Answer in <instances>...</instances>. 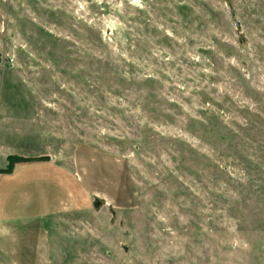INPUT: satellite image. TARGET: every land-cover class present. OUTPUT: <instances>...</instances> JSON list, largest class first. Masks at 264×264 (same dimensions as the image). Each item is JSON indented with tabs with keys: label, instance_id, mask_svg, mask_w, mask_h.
Masks as SVG:
<instances>
[{
	"label": "rangeland",
	"instance_id": "obj_1",
	"mask_svg": "<svg viewBox=\"0 0 264 264\" xmlns=\"http://www.w3.org/2000/svg\"><path fill=\"white\" fill-rule=\"evenodd\" d=\"M11 156L93 192L30 264H264V0H0Z\"/></svg>",
	"mask_w": 264,
	"mask_h": 264
},
{
	"label": "crops",
	"instance_id": "obj_2",
	"mask_svg": "<svg viewBox=\"0 0 264 264\" xmlns=\"http://www.w3.org/2000/svg\"><path fill=\"white\" fill-rule=\"evenodd\" d=\"M76 156L79 155L76 153ZM5 194L17 198L19 204H8L10 200ZM92 195L81 175L65 163L51 158L15 162L10 171L0 173V248L4 251L13 246L5 252L17 256L14 260L21 264L43 261L48 253L43 237L47 219L90 209L94 201ZM8 239L14 243L9 245ZM19 239L25 241L23 246L18 243ZM24 246L28 248L25 250ZM37 248L42 250V258Z\"/></svg>",
	"mask_w": 264,
	"mask_h": 264
},
{
	"label": "trees",
	"instance_id": "obj_3",
	"mask_svg": "<svg viewBox=\"0 0 264 264\" xmlns=\"http://www.w3.org/2000/svg\"><path fill=\"white\" fill-rule=\"evenodd\" d=\"M46 157L42 156H36V157H28V156H11L8 158L7 165L5 166L4 169H0V172H8L12 168L13 164L15 162H20V161H29V160H41L45 159Z\"/></svg>",
	"mask_w": 264,
	"mask_h": 264
},
{
	"label": "clouds",
	"instance_id": "obj_4",
	"mask_svg": "<svg viewBox=\"0 0 264 264\" xmlns=\"http://www.w3.org/2000/svg\"><path fill=\"white\" fill-rule=\"evenodd\" d=\"M133 2H136V0H133Z\"/></svg>",
	"mask_w": 264,
	"mask_h": 264
}]
</instances>
